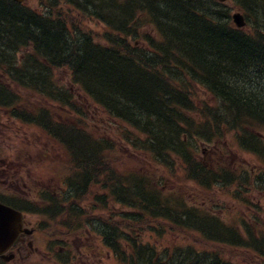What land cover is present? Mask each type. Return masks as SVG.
<instances>
[{
    "label": "trees",
    "instance_id": "1",
    "mask_svg": "<svg viewBox=\"0 0 264 264\" xmlns=\"http://www.w3.org/2000/svg\"><path fill=\"white\" fill-rule=\"evenodd\" d=\"M232 2L246 15L247 30L233 25L230 7L218 0H46V10L0 0V69L11 68L7 73L16 87L71 111L76 109L74 94L53 82L54 71L68 68L84 96L141 137L134 138V146L170 180L201 191L246 187L248 178L205 164L200 155V144L232 135L236 146L264 162V0ZM88 18L105 26L104 35L87 27ZM3 84L0 105L14 106L20 95ZM76 110L85 116L81 106ZM53 117L41 109L28 114L27 121L43 126L71 150L79 168L75 176L71 172L76 193L71 199L98 181L112 189L111 197L101 198L106 206L115 200L130 211L122 220L128 226L148 224L145 229L161 238L170 229L190 240L159 248L141 237L127 238L123 249L121 223H104L117 264L264 260V224H229L154 176L120 177L111 168L112 154H103L116 149L113 142L98 141L83 121L52 124ZM50 202L56 203L51 214L60 216L65 205ZM74 204L78 206L76 200ZM66 207L74 209L73 204ZM221 246L252 255L246 256L248 263L245 257L232 261Z\"/></svg>",
    "mask_w": 264,
    "mask_h": 264
},
{
    "label": "rangeland",
    "instance_id": "2",
    "mask_svg": "<svg viewBox=\"0 0 264 264\" xmlns=\"http://www.w3.org/2000/svg\"><path fill=\"white\" fill-rule=\"evenodd\" d=\"M231 7L233 6L230 5V8ZM87 24L90 28L94 29L96 34H100L104 30V27L102 25L95 24L93 22H87ZM57 80L58 83L65 85L67 88H70L72 85L71 83L72 76L66 70L57 73ZM76 93H78V91H76ZM22 95L24 97V100H26V103L30 105H34V106L43 105L44 103L40 98H37V96L31 92L23 91ZM77 95L78 94H76V96ZM77 99L80 103L82 104L84 103V101L80 98V95L77 96ZM94 109L95 108H93V106L92 107L89 106V115L90 117H92L89 121L90 122L89 124L94 125L97 123L98 124L97 126L100 129L103 128L104 130H107V132L109 133H111L112 131L115 132L116 125L112 126L110 123L112 121L109 118H107L101 113H97V112L95 113ZM0 117H4L0 121L1 123L0 151L5 153L2 157H0V159L4 160L3 162L0 163V181L1 180L5 181V177L7 179H10L8 173L9 169L6 167L5 164L12 162L13 167H17L18 165H21V168L19 170L23 172L25 175L30 174L34 178L35 180L33 183L34 186H36L37 184L47 185L49 184L47 183L48 181H53L52 186L57 187V185H55V181H58L59 179L58 175H60L62 172L60 170H57L55 172L50 171L51 169L50 161L51 159L56 160L58 157L60 158L62 157V159L64 160V156H63L64 153H62L59 149L57 150V147L54 145V143L48 140V138L38 128L33 126H23L21 123L16 121L8 122L5 119V115L2 112V110H0ZM55 123L56 121H53L52 124ZM231 136L232 135H227L226 140H221L220 145L215 150L210 146L209 147L205 146L204 147L205 154L203 155V159L206 160V163L212 164V159L217 157V161L220 164L225 165L226 167L232 169L233 171H236L238 174H243L244 176L250 175L251 172L252 173L254 172L253 169L254 165H257L258 161L256 160L255 157L241 151L238 148L239 146L234 145L233 139L230 138ZM55 150L56 152H54ZM127 153H128L127 157L118 156L119 153L113 155L114 159L117 158V161L120 162L119 165H121L122 168H126L129 165L130 166L137 165L140 168V170L142 169L148 171L150 175L155 176L157 180L161 178L160 174L163 173V169L159 168L154 170L152 168L151 162L146 158L144 154L138 155V153H136V151L134 149H131L130 147H127ZM25 164L26 166H24ZM63 168H64L63 166H60L58 169H63ZM72 172L75 173L74 174L75 176L79 172V168L78 169L74 168ZM174 179L176 180V181L174 180V183H176V185H173V188L179 191H183L185 195L190 196L192 194V191H195L194 190L196 189L195 186H192L194 188L192 189L189 186L185 185V183L179 182L177 178ZM162 181L166 184H169L167 186L172 185L171 180L167 177H162ZM217 190L218 188H216L214 191ZM221 192L222 189L220 191H217V193H215L212 198L209 196L205 197L201 195V197L197 199V202L210 209L215 210L216 208L217 211L220 213L222 219L226 221H230L233 219L242 218L246 216L247 218H249L250 221L254 220L255 213H253L251 210H246L244 208H241V206L239 205L238 200L236 199L238 191L234 187H231L229 193L227 194ZM234 192L236 193L235 195H233ZM85 194L86 193H84V195ZM244 195L248 196V194L246 193ZM250 197L252 198L255 204L252 205V207L258 205L264 209V191H260V189H256V192L254 193L250 192ZM38 217H42V216H38ZM36 219L38 218H33V221L36 222L37 221ZM258 220L260 222H264V217L263 216L258 217ZM169 230L170 229L167 230V234L165 238L163 237V240L159 241L160 244L163 243L162 246H165L167 243H173V242L181 245L189 244L190 240L183 238V234L176 232H169ZM96 235L90 236L88 238L90 241L91 248H94L93 255L90 253L89 258L87 259L86 256L88 255L89 251L84 247L85 252L81 253V256L78 255L79 257L78 263L85 264L88 261L89 264H116L113 258L107 255L106 249L104 248L102 241L99 239V235L98 234ZM76 238L77 237L73 239ZM147 238L145 237V239ZM83 242L84 241H81L79 239L78 241L73 243L75 246H72L73 244L70 245V248L72 249L71 255H73L76 252L78 253V248L83 247L82 246ZM42 246H44V240H42L41 238L35 240V245H33V249L29 248V246L25 244L24 251L22 253L26 259L19 257L14 262V264H54L53 262H51L52 260H50L48 256L43 255L40 252L41 251L40 248ZM100 246L105 250L102 248L95 249ZM57 248L55 250L58 251L59 248L58 249ZM221 248L222 250H227L225 257L232 261H238L243 259L244 257L245 260H247L246 256H249L251 254L250 252H246L245 250L232 249L225 246H221ZM35 249H37V251ZM97 253L100 254L96 255ZM67 256H70L69 252H67ZM65 257L66 256H62L61 258L65 259ZM252 260L255 261L256 263H249V264H260V263L264 264L263 259H259V258L256 259L254 258V256H252Z\"/></svg>",
    "mask_w": 264,
    "mask_h": 264
},
{
    "label": "water",
    "instance_id": "3",
    "mask_svg": "<svg viewBox=\"0 0 264 264\" xmlns=\"http://www.w3.org/2000/svg\"><path fill=\"white\" fill-rule=\"evenodd\" d=\"M15 1L21 3L24 0ZM234 19L238 27L244 26V20L240 15H235ZM20 230L21 221L19 215L0 205V255L5 247L15 240ZM6 260H10V258H6Z\"/></svg>",
    "mask_w": 264,
    "mask_h": 264
},
{
    "label": "flooded vegetation",
    "instance_id": "4",
    "mask_svg": "<svg viewBox=\"0 0 264 264\" xmlns=\"http://www.w3.org/2000/svg\"><path fill=\"white\" fill-rule=\"evenodd\" d=\"M3 161H4V160L0 159V163L3 162ZM5 165H6V167L9 169V170H8V173H9V177H10V179H7V178L5 177V181H3V180L0 181V182H2V186H3V188H9V186L11 187V186H15V185L19 186L20 183H21V181L17 180L16 183H14V179L16 178V174H14V171H11L12 166H13V163L10 162V163H7V164H5ZM10 165H11V166H10ZM10 168H11V169H10ZM10 171H11V172H10ZM28 177L31 178L30 175H28ZM24 186L26 187V184H24ZM7 191H9V189H7ZM7 191H2V193H3V194H8ZM22 241H23V243H24V240H22ZM28 245H29V247L32 248V244H31V243H28ZM17 251H18L19 253H21V249H20V248H19Z\"/></svg>",
    "mask_w": 264,
    "mask_h": 264
}]
</instances>
